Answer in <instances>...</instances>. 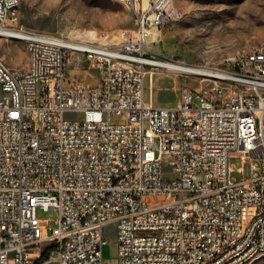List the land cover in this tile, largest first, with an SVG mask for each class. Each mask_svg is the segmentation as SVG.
<instances>
[{
    "label": "built area",
    "instance_id": "2783aa9c",
    "mask_svg": "<svg viewBox=\"0 0 264 264\" xmlns=\"http://www.w3.org/2000/svg\"><path fill=\"white\" fill-rule=\"evenodd\" d=\"M174 2L148 0L135 30L100 41L28 30L19 0H0V37L28 53L24 71L0 59V264H107L109 222L115 264H245L264 253V42L229 56L233 70L195 74L179 105L154 106L146 80L161 66L146 47ZM75 54L96 84L69 77ZM38 208L57 211L54 227Z\"/></svg>",
    "mask_w": 264,
    "mask_h": 264
},
{
    "label": "rangeland",
    "instance_id": "374dc122",
    "mask_svg": "<svg viewBox=\"0 0 264 264\" xmlns=\"http://www.w3.org/2000/svg\"><path fill=\"white\" fill-rule=\"evenodd\" d=\"M20 23L28 30L40 31L63 37L77 38L92 35L96 40H117L121 31L132 32L136 28L142 0L137 9L115 0H19ZM177 12L148 38V54L159 60H178L202 67L218 66L233 70L227 58L264 42V0H175ZM87 32H91L88 33ZM28 53L22 40L0 37V59L15 71L27 68ZM67 66V73L84 85L98 82L95 69L82 54ZM199 85L193 73L165 67L154 70L152 80H146L145 99L157 107L177 106L182 100L185 86ZM78 113H68L76 118ZM234 168L242 162L239 157L230 159ZM163 176L172 179L176 171L169 164L163 165ZM236 179L241 174L232 172ZM249 176V164H244V177ZM159 199L148 198L149 202ZM39 218L51 219L54 227L58 213L54 209H37ZM103 259L115 264L117 227L115 222L103 226ZM264 264V258L255 262Z\"/></svg>",
    "mask_w": 264,
    "mask_h": 264
},
{
    "label": "bare ground",
    "instance_id": "6f19581e",
    "mask_svg": "<svg viewBox=\"0 0 264 264\" xmlns=\"http://www.w3.org/2000/svg\"><path fill=\"white\" fill-rule=\"evenodd\" d=\"M115 1L121 2V0H115ZM19 3H20V1H19ZM173 9H174V12L176 13L177 9H176L175 3L173 5ZM88 33H91V32H87V34ZM78 36H80V35H78ZM156 63L161 67L174 69V70H178V71L194 73V74H204L206 71V69L202 66L188 64V63H185L184 61H178V60H156ZM212 72L213 73H220V67L212 66ZM261 258H264V253L257 255L255 257V261L247 262L245 264H255V262H257V260H259Z\"/></svg>",
    "mask_w": 264,
    "mask_h": 264
},
{
    "label": "trees",
    "instance_id": "16d2710c",
    "mask_svg": "<svg viewBox=\"0 0 264 264\" xmlns=\"http://www.w3.org/2000/svg\"><path fill=\"white\" fill-rule=\"evenodd\" d=\"M46 254H47V251L46 252H44V254L42 255L43 257H45L46 256Z\"/></svg>",
    "mask_w": 264,
    "mask_h": 264
}]
</instances>
